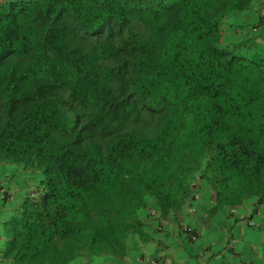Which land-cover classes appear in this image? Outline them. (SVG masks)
<instances>
[{
  "label": "clouds",
  "instance_id": "clouds-1",
  "mask_svg": "<svg viewBox=\"0 0 264 264\" xmlns=\"http://www.w3.org/2000/svg\"><path fill=\"white\" fill-rule=\"evenodd\" d=\"M0 264H264V0H0Z\"/></svg>",
  "mask_w": 264,
  "mask_h": 264
}]
</instances>
